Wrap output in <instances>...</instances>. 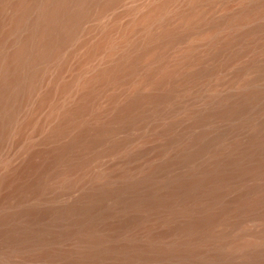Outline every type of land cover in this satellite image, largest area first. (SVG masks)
Masks as SVG:
<instances>
[{
  "label": "bare ground",
  "instance_id": "6f19581e",
  "mask_svg": "<svg viewBox=\"0 0 264 264\" xmlns=\"http://www.w3.org/2000/svg\"><path fill=\"white\" fill-rule=\"evenodd\" d=\"M0 264H264V0H0Z\"/></svg>",
  "mask_w": 264,
  "mask_h": 264
}]
</instances>
